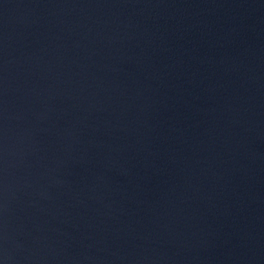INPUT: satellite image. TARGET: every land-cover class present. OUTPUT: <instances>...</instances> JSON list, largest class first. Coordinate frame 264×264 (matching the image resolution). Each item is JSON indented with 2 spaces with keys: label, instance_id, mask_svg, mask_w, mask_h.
<instances>
[{
  "label": "water",
  "instance_id": "obj_1",
  "mask_svg": "<svg viewBox=\"0 0 264 264\" xmlns=\"http://www.w3.org/2000/svg\"><path fill=\"white\" fill-rule=\"evenodd\" d=\"M0 264H264V0H0Z\"/></svg>",
  "mask_w": 264,
  "mask_h": 264
}]
</instances>
